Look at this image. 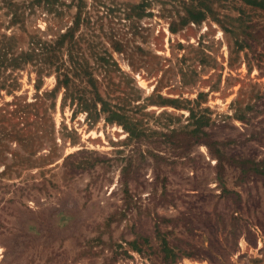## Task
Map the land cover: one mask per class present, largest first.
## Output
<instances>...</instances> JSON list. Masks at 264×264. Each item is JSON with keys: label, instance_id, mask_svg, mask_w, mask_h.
I'll list each match as a JSON object with an SVG mask.
<instances>
[{"label": "rangeland", "instance_id": "rangeland-1", "mask_svg": "<svg viewBox=\"0 0 264 264\" xmlns=\"http://www.w3.org/2000/svg\"><path fill=\"white\" fill-rule=\"evenodd\" d=\"M27 1L14 0L24 22L10 25V7L0 0V38L14 34L25 48L29 33L58 37L76 12L73 0H58L56 13L36 5L29 10ZM85 1L89 18L75 33L73 56L83 57L104 84L110 76L130 91L128 77H134L143 96L161 75L164 96L192 99L207 92L201 105L211 112L208 130L220 144L222 165L205 145L189 142L185 109L148 104L144 110L153 115L144 120L161 133L137 144L125 139L121 126L102 118L92 124L84 112L73 114L69 101L62 106L63 89L45 122L53 125L50 138L25 148L10 133H37L39 117L33 108L25 119L10 114L14 96L1 90L0 264H165L162 236L178 254L169 264H264V168L254 169L264 158V0H203L213 13L176 33L169 24L179 23L191 0H148L150 13L131 19L124 9L142 0ZM235 40L246 46L236 49ZM103 52L124 73L104 74L96 58ZM202 52L209 56L203 67L197 61ZM182 55L187 63L180 65ZM186 64L196 76L187 71L181 77ZM16 76L13 93L20 102H33L56 79L43 75L38 91L31 65ZM246 103L252 108L238 119L235 109ZM132 113L142 117L141 110ZM138 230L150 237L151 249L142 254L127 243Z\"/></svg>", "mask_w": 264, "mask_h": 264}, {"label": "trees", "instance_id": "trees-1", "mask_svg": "<svg viewBox=\"0 0 264 264\" xmlns=\"http://www.w3.org/2000/svg\"><path fill=\"white\" fill-rule=\"evenodd\" d=\"M73 1L75 2L76 12L73 16L72 23L55 39H43L37 33H29L27 47L25 48L17 45L18 39L14 34H2L0 38V91L5 90L7 94L14 96L12 103H10L14 105V108L8 112L25 119V116L32 113L30 108H33V110H36L35 115L40 120L39 126H36V131L40 132L41 135L38 132L30 134V130L24 132L23 128H17L10 133L12 137H16L25 148L42 146L44 142L41 139L44 137L50 138V134L53 132V125L47 126L45 123L46 120L51 119L48 111H52L55 108L56 94L63 89L62 106L69 101L68 105L72 108V113L84 112L86 114V120L92 124L102 118L105 124L121 126L126 132L125 139L128 141L132 140L137 144L146 145V142L151 143L152 140L150 137L156 133H161L153 129L144 120L145 116L153 115V113L150 114L144 110L148 104L159 103L160 106L168 105L177 109H185L188 111V115L186 116V122L183 128L188 134L189 142L205 145L209 152L215 156L216 162L221 166V157L216 154L221 151L219 148L220 144L211 140V134L208 130V127L212 126L213 122L210 115L211 112L208 106L202 107L201 105L202 102H206L207 92L198 91L196 97L192 99L164 96L158 89L159 85L162 84L163 75L157 80L153 91L145 96L142 95V89L136 84L134 77L131 76L128 77L132 84L129 87L130 91H126L125 88L111 81L109 79L110 76H107L108 79L106 78V80L108 82L104 84L103 80L101 81L99 77L100 73L96 74L93 67L86 66V60H83V57L73 56L71 52L72 44L75 42L76 31L79 30L78 28L81 23L86 18H89V11L86 10V1ZM247 1L249 3H255L254 0ZM4 2L8 4V8L10 7L11 17L9 24L15 25L24 22L22 19L24 13L22 10H17L14 0H4ZM57 3L58 0H28L26 5L23 4V6L32 10V7L36 5L46 9L47 12L56 13L58 11L56 8ZM186 4L188 6L185 8V13L181 16L179 23L176 24L175 21L170 22L169 31L171 33L178 32L179 29L184 28L190 23L200 24L207 18V13H213L211 8L203 0H191ZM147 6H149L148 0H142L138 4L130 5L127 9H124L123 16L125 19H131L132 17L141 18L144 15H148L144 13H150L145 12ZM212 17H214L217 23H220L224 31L228 30L227 27L221 24L222 20L220 18L217 16ZM112 43L115 51L122 52V46L119 44V41H113ZM234 44L236 49L239 50H242L246 46L242 40H235ZM178 45L181 48L182 45L180 43ZM62 50L67 51L68 58L66 60L62 58ZM103 53L98 54L96 58L99 60L97 63L98 67L102 69L104 74L110 75V72L114 71L112 69L124 73L109 53ZM202 54L205 58H197L198 64L201 67L209 65L206 59L209 57L208 54L204 52ZM186 60L187 58L182 55L179 59L180 65H183ZM28 65H31L36 73V90H40L43 75L50 76L52 73H55V85L50 90H45L40 94L37 93L33 102H26L24 99L23 102H20L18 101L20 100V96H16L13 93L19 87L16 72L17 70H23ZM179 70L181 77H185L187 71L195 74V76L197 73L193 69L192 64L179 67ZM104 74L101 73L103 79H105ZM186 83L184 79L183 84L185 85ZM110 85H113V87ZM5 105H8V103H5ZM251 108L252 106L249 103H246L243 108H236V117L243 120L247 110ZM133 110H141L140 116L142 117L135 116L132 113ZM160 114L162 115L163 113ZM164 114L169 118L172 117L167 112ZM23 136L28 137V139L25 140ZM23 140L26 142H23ZM53 144L56 145L54 142ZM29 151L30 153L32 152V150ZM245 163V160L240 162L243 172L246 171L243 168ZM255 163V170L264 168V158ZM133 233L135 236L134 239L127 243L134 251L142 254L145 247L151 249L150 237L148 235L139 230ZM160 241L161 251L164 253V263L169 264L174 262L178 258V254L169 246L165 237H160ZM119 247L122 251L126 252L121 245Z\"/></svg>", "mask_w": 264, "mask_h": 264}]
</instances>
